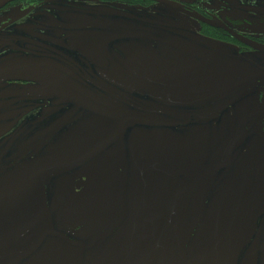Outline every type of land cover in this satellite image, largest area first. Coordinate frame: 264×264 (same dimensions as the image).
I'll list each match as a JSON object with an SVG mask.
<instances>
[{
	"label": "flooded vegetation",
	"instance_id": "1",
	"mask_svg": "<svg viewBox=\"0 0 264 264\" xmlns=\"http://www.w3.org/2000/svg\"><path fill=\"white\" fill-rule=\"evenodd\" d=\"M0 231V264H264V0H0Z\"/></svg>",
	"mask_w": 264,
	"mask_h": 264
},
{
	"label": "water",
	"instance_id": "2",
	"mask_svg": "<svg viewBox=\"0 0 264 264\" xmlns=\"http://www.w3.org/2000/svg\"><path fill=\"white\" fill-rule=\"evenodd\" d=\"M162 145L163 144H161V142H158V141L150 142V148L153 151H155V156H154L155 161H159V150L161 149ZM165 153H166V156H165L166 161L177 162V160L180 159L183 162L184 160H188V157L185 154V152L180 147H177V146L171 147L170 145H167V147H165ZM178 154L180 156H178ZM173 159H176V161H174ZM155 163H158V162H155ZM24 200H25L24 205L27 207H30V205L33 204L32 200H29V199H24ZM178 200L174 204L175 206L176 205L181 206L182 202H179ZM44 206H45L44 197L42 193L41 195L38 196V200H37L38 213H41V210L43 209ZM31 213L32 214L34 213L33 210ZM177 214L179 215V220H180L178 222L179 223L178 224V232H179L178 235H179V239L181 238L180 240H183L185 238L184 231H185V224H186V215L183 209L178 210ZM162 216H163V207H162L161 197L158 200L157 197L153 198L148 195L146 197L138 198V205L136 207L135 214L132 217V219H133V223L137 225V228H140V226L144 224H148L149 222H161ZM27 221L28 219L26 220V222L21 224V227L23 228L25 224H29L28 229L19 228V231H22V234H25V232H27L33 226L32 222L27 223ZM168 226H169V223L166 224L165 229H167ZM234 229L238 231L236 225H234ZM2 234H3V231H0V237ZM245 245L240 239V242L237 244V250L241 248V246L244 247ZM210 254H204V255L202 254L201 256H199L196 260L197 264H202L210 256ZM178 257L179 256L174 255L171 258V264H176V260ZM181 259L183 263L185 259L184 254ZM236 259L237 257H235V259H233L230 264H236ZM219 263L220 261H218L216 264H219ZM245 264H257V253H254Z\"/></svg>",
	"mask_w": 264,
	"mask_h": 264
}]
</instances>
